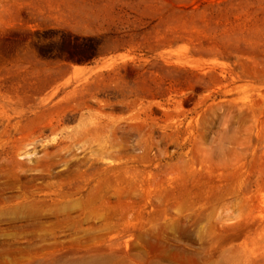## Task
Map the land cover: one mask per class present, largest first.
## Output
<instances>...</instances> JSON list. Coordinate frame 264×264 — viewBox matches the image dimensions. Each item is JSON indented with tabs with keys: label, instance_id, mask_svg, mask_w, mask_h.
Returning <instances> with one entry per match:
<instances>
[{
	"label": "rangeland",
	"instance_id": "obj_1",
	"mask_svg": "<svg viewBox=\"0 0 264 264\" xmlns=\"http://www.w3.org/2000/svg\"><path fill=\"white\" fill-rule=\"evenodd\" d=\"M0 264H264V0H0Z\"/></svg>",
	"mask_w": 264,
	"mask_h": 264
}]
</instances>
